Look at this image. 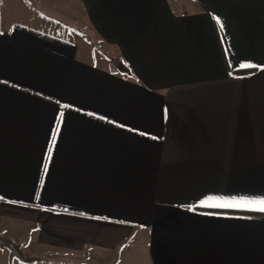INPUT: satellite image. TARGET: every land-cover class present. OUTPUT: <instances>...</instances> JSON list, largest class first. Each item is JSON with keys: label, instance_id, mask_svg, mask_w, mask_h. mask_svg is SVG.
Masks as SVG:
<instances>
[{"label": "crops", "instance_id": "1", "mask_svg": "<svg viewBox=\"0 0 264 264\" xmlns=\"http://www.w3.org/2000/svg\"><path fill=\"white\" fill-rule=\"evenodd\" d=\"M25 1L0 8V235L36 261L0 264H264V0H29L69 38Z\"/></svg>", "mask_w": 264, "mask_h": 264}, {"label": "rangeland", "instance_id": "2", "mask_svg": "<svg viewBox=\"0 0 264 264\" xmlns=\"http://www.w3.org/2000/svg\"><path fill=\"white\" fill-rule=\"evenodd\" d=\"M12 1H15V0H0V8H2V10H3L5 19H8L7 17L10 16V12L12 11V9L10 8V7H12L11 6ZM22 5H24V6L20 7ZM35 5H36L35 3H32L31 1L28 0V2L27 1L21 2L18 5L19 8L17 10H19V13L21 12V9L29 10L30 12H34V13H32L31 18H33V19L39 18L40 21L43 20V21L47 22L46 25L45 24L44 25H41V24L36 25L33 23V26L40 28V29H43V30H46V31H49V32H51L57 36L69 38V34L71 31L70 26H68L66 23L62 22L60 19L54 18L52 16H49V17L46 16L45 11H43V12H41V10H40V12H38V10L36 11V9H34ZM62 5H64V4H62ZM36 7H38V5H36ZM35 13H38V17H37V15H35ZM21 17L24 18V16H21ZM26 23H29V22H26ZM28 25H31V23H29ZM75 35H76V31H75ZM56 257L59 260V262H57V264H84V263H81L80 261H76V260H74V261L72 260V263H70V260H69L70 258L68 259L67 257L66 258L61 257V255L56 256ZM25 263H27V262H25ZM22 264H24V263L22 262Z\"/></svg>", "mask_w": 264, "mask_h": 264}, {"label": "trees", "instance_id": "3", "mask_svg": "<svg viewBox=\"0 0 264 264\" xmlns=\"http://www.w3.org/2000/svg\"><path fill=\"white\" fill-rule=\"evenodd\" d=\"M116 63L120 65L122 68L124 67L126 71L129 70L124 64H121V62L117 61ZM0 247L6 248L10 251L11 259L19 258L21 261L27 262V263H33L36 261V259L25 255L22 252L20 245L16 244L13 240L5 238L1 235H0Z\"/></svg>", "mask_w": 264, "mask_h": 264}, {"label": "snow or ice", "instance_id": "4", "mask_svg": "<svg viewBox=\"0 0 264 264\" xmlns=\"http://www.w3.org/2000/svg\"><path fill=\"white\" fill-rule=\"evenodd\" d=\"M252 203H258L259 204V207H260V210L261 211H264V199H261L258 202H252Z\"/></svg>", "mask_w": 264, "mask_h": 264}]
</instances>
